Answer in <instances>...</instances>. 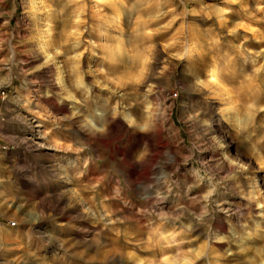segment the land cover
I'll return each mask as SVG.
<instances>
[{"label":"clouds","instance_id":"9594fccd","mask_svg":"<svg viewBox=\"0 0 264 264\" xmlns=\"http://www.w3.org/2000/svg\"><path fill=\"white\" fill-rule=\"evenodd\" d=\"M0 264H264V0H0Z\"/></svg>","mask_w":264,"mask_h":264}]
</instances>
